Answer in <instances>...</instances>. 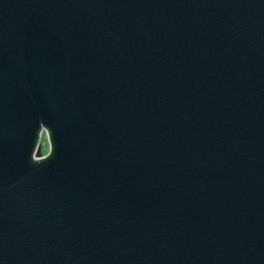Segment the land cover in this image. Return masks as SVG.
I'll use <instances>...</instances> for the list:
<instances>
[{"label": "water", "instance_id": "1", "mask_svg": "<svg viewBox=\"0 0 264 264\" xmlns=\"http://www.w3.org/2000/svg\"><path fill=\"white\" fill-rule=\"evenodd\" d=\"M0 264H264V0H0Z\"/></svg>", "mask_w": 264, "mask_h": 264}, {"label": "rangeland", "instance_id": "2", "mask_svg": "<svg viewBox=\"0 0 264 264\" xmlns=\"http://www.w3.org/2000/svg\"><path fill=\"white\" fill-rule=\"evenodd\" d=\"M39 143H40V147H41L40 152L45 153V151L48 149V147H47V141H46V138L44 137V135L40 137Z\"/></svg>", "mask_w": 264, "mask_h": 264}, {"label": "built area", "instance_id": "3", "mask_svg": "<svg viewBox=\"0 0 264 264\" xmlns=\"http://www.w3.org/2000/svg\"><path fill=\"white\" fill-rule=\"evenodd\" d=\"M44 132H45V131H44L43 129L39 132V134H40V136H39V140H40V137L44 135ZM44 137H45V135H44ZM45 138H46V137H45Z\"/></svg>", "mask_w": 264, "mask_h": 264}, {"label": "clouds", "instance_id": "4", "mask_svg": "<svg viewBox=\"0 0 264 264\" xmlns=\"http://www.w3.org/2000/svg\"><path fill=\"white\" fill-rule=\"evenodd\" d=\"M49 151H50V149H49ZM48 155V152H45V156H47Z\"/></svg>", "mask_w": 264, "mask_h": 264}, {"label": "snow or ice", "instance_id": "5", "mask_svg": "<svg viewBox=\"0 0 264 264\" xmlns=\"http://www.w3.org/2000/svg\"><path fill=\"white\" fill-rule=\"evenodd\" d=\"M46 134H47V132H46V130H45L44 135L46 136Z\"/></svg>", "mask_w": 264, "mask_h": 264}]
</instances>
